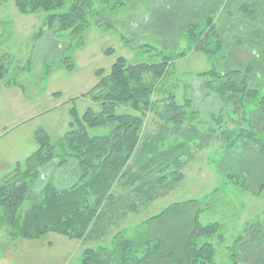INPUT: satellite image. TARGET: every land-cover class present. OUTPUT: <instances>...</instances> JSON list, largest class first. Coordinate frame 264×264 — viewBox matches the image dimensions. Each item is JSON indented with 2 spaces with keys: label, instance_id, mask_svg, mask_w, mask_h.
<instances>
[{
  "label": "trees",
  "instance_id": "obj_1",
  "mask_svg": "<svg viewBox=\"0 0 264 264\" xmlns=\"http://www.w3.org/2000/svg\"><path fill=\"white\" fill-rule=\"evenodd\" d=\"M3 1L6 0H0ZM139 1L15 0V3L24 15L40 10L46 12L36 36L41 37L49 29L55 37L79 36L77 46H82L83 35L90 27L104 22L112 28L108 15L117 8L129 9ZM262 18L264 0H163L160 5L145 10L136 22L157 26L156 33L164 38L181 37L186 47L164 55L157 63L131 64L124 56H119L109 73L102 68L96 70L99 80L85 96L99 103L100 109L88 107L80 114L76 105L70 108L72 121L61 143L62 151L57 150L45 128H38V148L25 160L17 162L11 174L0 182V229H9L11 239H36L49 232L70 239H86L93 236L97 221L106 214L105 208L117 200L113 188L118 182L129 181L132 176L134 186L136 181H141V187H134L138 190L135 198L140 201L147 194L146 187L147 192L155 189L154 196H159L163 192L158 191L160 188L184 180L183 152L201 139L190 124L198 115L191 109V100L185 98L181 103L174 91L156 100L152 96L159 85H167L166 77L176 60L191 51L203 54L211 62L209 69L198 73V77L205 80V89L218 95L225 106L233 104L244 110L243 125L223 128L220 125L223 116L218 115L214 116L217 126L207 130L206 135L217 133L223 142V156L216 170L227 182L260 194L264 190V83H254L253 79L259 73L264 74V30L258 24ZM243 24H254L249 42H254L253 46L258 48L249 47L250 61L240 68L219 71L217 63L230 60L228 48L240 44V41L233 43L241 36L231 32L229 27ZM133 28L131 26V31ZM229 32L235 36L232 41L225 38ZM123 37L125 45H130L131 40ZM139 47L158 49L150 43ZM106 53H113V49ZM64 61L66 69H74L71 57H65ZM6 70L0 63V81L5 78ZM145 74H150V81L145 80ZM118 107L127 109L118 113ZM151 110L158 114L161 126L158 136L148 141L144 150L151 155L146 164L142 163V169H156L154 178L144 182L140 175L130 171V161L141 143L144 123ZM98 127H106L108 131L91 135L90 130ZM169 137L176 140L171 143ZM161 144H164L163 149ZM71 158L79 172L74 184L59 188L50 180L37 191L35 182L43 176L44 167L55 159L64 165ZM34 192H39V197L25 215H21V204ZM151 195L152 192L147 197H154ZM202 203L200 199H188L170 204L147 219L144 230L134 237L123 235L125 229H122L113 236L112 248H85L82 264H216L215 248L205 238L217 234L223 239V235L219 223L201 222ZM126 208L134 212L137 203L131 201ZM95 233L98 237L105 235L101 231ZM230 264H264L263 221L256 219L246 223L230 247Z\"/></svg>",
  "mask_w": 264,
  "mask_h": 264
},
{
  "label": "rangeland",
  "instance_id": "obj_2",
  "mask_svg": "<svg viewBox=\"0 0 264 264\" xmlns=\"http://www.w3.org/2000/svg\"><path fill=\"white\" fill-rule=\"evenodd\" d=\"M162 1L140 0L129 9L117 8L107 18L112 20V28H108L104 22L93 25L84 33L82 46H77L76 41L79 40V36L72 39L55 37L49 29H46L41 37L36 36L46 16L43 10L24 15L17 10L15 0L0 2V63L7 69L2 84L6 81L18 83L30 99H36L41 95L45 100L44 106H47L46 96L49 91H53L57 96L63 95V98L58 100L63 103L50 113L27 123V129L28 126L35 124L47 126L52 143L57 146L58 151H62L61 143L72 121L70 108L76 105L80 114H83L88 107L100 109L99 103L93 101L90 96H85V93L90 91L99 80L95 74L96 70L102 68L105 73H109L119 56H124L131 64L157 63L164 59V55L182 51L186 47V42L181 37L167 39L161 33H156L157 26L136 22V18L142 16L145 10L160 5ZM258 24L264 30V18ZM131 26L134 27L133 31L130 29ZM253 26L254 24H243L229 27L231 32H237L241 38L233 40L235 36H232L231 32L226 33L225 38L228 41L233 40V43L240 41V44L232 47L229 45L230 53H227V57L230 60L217 63L219 71L240 68L241 64L250 61L252 54L249 47L254 50L258 48L253 46L254 42H249V33ZM122 36L131 40L129 42L131 44L125 45ZM144 43H150L158 49L149 50L139 47ZM109 49H113V53L107 54L106 51ZM68 56L75 65L73 70H68L64 66V58ZM210 67L211 62L206 56L191 51L185 57L176 60L166 77L167 85H159L152 96L156 100L174 91L181 103H184L185 98L190 99L191 109L198 115L196 120L200 123L192 120L190 124H193L195 131L199 132L198 138L201 139L197 138L191 149L183 152L184 180L168 183L167 186L160 188L158 191L163 192H160L159 196H154L157 192L155 189L147 192L146 187L147 194L142 200L140 198V201L135 198L138 190L134 187H141V181H136L134 186L132 176L129 181L118 182L113 188L117 200L110 207L105 208L106 214L97 221L95 232H104V236L98 237L93 232V236L86 239H70L65 235L49 232L36 239L22 237L11 239L10 230L2 227L0 264H82L85 248L101 246L112 248V238L119 230L125 229L123 235L134 237L140 230H144L143 225L147 219L176 201L188 199L203 201L204 210L200 215L203 224L215 222L220 224L223 239L216 234L206 237L205 240L211 242L215 248L216 264H230V247L244 230L246 223L256 219L264 222V190L260 194L246 191L227 182L216 170V164L223 156V142L217 133L206 135L207 130L217 126L214 116L216 118L218 115L223 116L220 124L223 128L243 125L244 110L233 104L229 107L225 106L218 95L205 89V80L200 79L198 73ZM145 80H151L150 74H145ZM253 82L264 83V74L259 73ZM51 98L50 93L49 107L55 102ZM72 99H75V102L72 103ZM126 109V107H118L117 112L122 113ZM157 115L153 110L148 112L142 130V144H140L143 148L137 150L130 161V171L140 175L144 182L150 181L156 174L155 168L150 170L153 167L142 169V163L146 164L151 155L149 151H144L149 145L148 141L158 136L160 131L161 122ZM14 128H9L12 130L11 133L20 132L25 126ZM107 131L106 127H98L91 129L90 134L100 135ZM189 135L190 141L193 142L192 134ZM10 137L1 142L11 140L12 145H17V153L23 155L24 149L19 146V141H22L20 144H26V136L18 142L17 139H8ZM175 140L171 137L169 142L173 143ZM168 145L166 142L165 146ZM160 148L163 149L164 144H161ZM58 162L59 159H55V162L46 166V169L43 168V176L35 182L37 191L50 180L59 188L69 187L78 180V168L72 158L64 165ZM151 192V196L154 197H147ZM38 193L34 192L24 200L19 208L21 215H25L30 209L32 203L39 197ZM131 201L137 203L134 212H129L126 208ZM110 216L112 218H109Z\"/></svg>",
  "mask_w": 264,
  "mask_h": 264
},
{
  "label": "crops",
  "instance_id": "obj_3",
  "mask_svg": "<svg viewBox=\"0 0 264 264\" xmlns=\"http://www.w3.org/2000/svg\"><path fill=\"white\" fill-rule=\"evenodd\" d=\"M4 79L0 81V182H2L9 174H11L17 162L25 160V156L28 157L31 152L33 153L37 149V129L45 128L47 130V126H40L37 124L34 126H28L27 129V123H30L37 117L50 113L61 103H63L58 102V100L63 98L62 94L57 96L53 94V91H49L52 94L51 99H53L55 102H53L49 107L48 99L50 97V93L48 92L46 96L47 106H44L43 104L45 100L41 98V95H39L36 99H30L25 95V90L23 87L18 85V83L6 81L4 84H2ZM95 83H97V81ZM13 126L16 128L19 126H25V128H23L20 132L11 133L12 130L10 129H15ZM26 134L29 137H27ZM10 135L13 136L10 137ZM25 136L27 143L20 144L22 141L19 140L23 139ZM7 137H10L8 139H17V142L19 141V146H22L21 149H24L23 155L20 156L17 153V145H12L11 140L1 142ZM140 144L137 150L143 148ZM44 169H46V167ZM76 181L77 180H75V182Z\"/></svg>",
  "mask_w": 264,
  "mask_h": 264
}]
</instances>
